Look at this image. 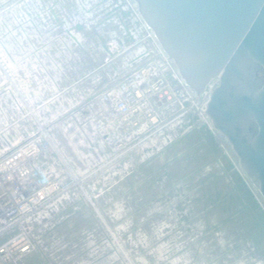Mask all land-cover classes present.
<instances>
[{
	"label": "rangeland",
	"instance_id": "1",
	"mask_svg": "<svg viewBox=\"0 0 264 264\" xmlns=\"http://www.w3.org/2000/svg\"><path fill=\"white\" fill-rule=\"evenodd\" d=\"M111 1L0 0V140L49 126L81 90L110 82L101 59L122 32L103 26ZM98 22L101 34L86 28ZM170 78V97L122 126L105 191L59 216L44 238L56 252L25 264H264V196L208 112L220 75L198 105Z\"/></svg>",
	"mask_w": 264,
	"mask_h": 264
},
{
	"label": "built area",
	"instance_id": "2",
	"mask_svg": "<svg viewBox=\"0 0 264 264\" xmlns=\"http://www.w3.org/2000/svg\"><path fill=\"white\" fill-rule=\"evenodd\" d=\"M109 7L103 26L122 29L101 59V68L112 71L110 82L95 89L103 80L98 75L93 88L81 90L79 102L49 126L39 123L37 132L0 140V264H25L37 251L54 254L45 236L59 216L88 201L90 193L105 191L104 162L119 159L122 126L170 97V77L184 85L130 1H111ZM99 24L86 27L101 34Z\"/></svg>",
	"mask_w": 264,
	"mask_h": 264
},
{
	"label": "water",
	"instance_id": "3",
	"mask_svg": "<svg viewBox=\"0 0 264 264\" xmlns=\"http://www.w3.org/2000/svg\"><path fill=\"white\" fill-rule=\"evenodd\" d=\"M129 1L197 105L216 73L227 66L239 72L238 59L247 55L264 67V0ZM222 88L211 95L208 112L264 196V86L232 110L225 105ZM233 119L242 133L254 122V136L237 140L228 133L222 122L230 125Z\"/></svg>",
	"mask_w": 264,
	"mask_h": 264
},
{
	"label": "flooded vegetation",
	"instance_id": "4",
	"mask_svg": "<svg viewBox=\"0 0 264 264\" xmlns=\"http://www.w3.org/2000/svg\"><path fill=\"white\" fill-rule=\"evenodd\" d=\"M240 54V53H239ZM252 63V66L249 67V71L248 73H245V66L241 63V61H237V67L239 70H241L240 72H236L234 71L233 69H231L230 66H227V70L224 72V70H221L219 71L218 73H216L215 75H220V84L218 85V87H216V89L214 90L217 91L219 88H221V86L223 87V98L225 100V105L227 104L228 105V108L231 109V106L232 108H236L237 106H239L241 103L242 104H245V103H248L251 98L256 95V93L260 92V90L262 89V87L264 86V78H261L259 76V74L257 73L258 72V69L260 68H263L264 67L258 63V62H254V61H251ZM240 64V65H239ZM226 66V65H225ZM259 66V67H258ZM244 68V69H243ZM244 70V71H243ZM223 71V72H222ZM229 72V73H228ZM227 73V74H226ZM247 74L246 77H244L245 75ZM250 74V75H249ZM213 75V76H215ZM256 75V76H255ZM222 77V78H221ZM251 77V79L249 78ZM257 77V78H256ZM228 79V80H227ZM249 79V81H248ZM226 80V81H225ZM251 80V81H250ZM257 80V81H256ZM247 83H246V82ZM255 81H256V84H255ZM260 81V82H259ZM262 81V82H261ZM227 82V83H226ZM222 84V85H221ZM247 84V85H246ZM263 84V85H262ZM227 86V87H226ZM246 86V87H245ZM244 87V88H243ZM247 87L249 89H247ZM254 87V90L252 89ZM260 87V88H259ZM226 89V90H225ZM229 89V91H228ZM250 93V95L252 96H249V94H247L248 92ZM242 90V91H241ZM252 90V91H251ZM254 91V92H253ZM258 91V92H257ZM228 92V93H227ZM247 92V93H246ZM241 93V94H240ZM245 95H244V94ZM225 96V97H224ZM229 98V99H228ZM234 99V101H233ZM230 100V101H228ZM238 101V102H237ZM230 102V103H229ZM238 104H237V103ZM230 104V105H229ZM233 104H235L236 107L233 106ZM237 104V105H236ZM229 110V109H228ZM232 110V109H231ZM221 122V121H220ZM223 123V126L228 127L226 128V131H228V133H232L233 132V136H235L236 139H240V138H243L244 140H246V137L248 136L249 138L254 136V134L256 133V125L253 124L254 122L252 123H249L247 125V128H245L246 130V133H242V128L240 127L239 125V122L236 121V120H231L229 124H227L226 122H222ZM238 123V124H237ZM225 124V125H224ZM236 124V126L234 125ZM239 125V126H238ZM233 129V130H232ZM232 130V131H231ZM248 130V131H247ZM241 133L244 135L243 137H241ZM248 133V134H247ZM225 135V134H224ZM240 136V137H239ZM242 140V139H240ZM238 155V154H237Z\"/></svg>",
	"mask_w": 264,
	"mask_h": 264
},
{
	"label": "bare ground",
	"instance_id": "5",
	"mask_svg": "<svg viewBox=\"0 0 264 264\" xmlns=\"http://www.w3.org/2000/svg\"><path fill=\"white\" fill-rule=\"evenodd\" d=\"M239 55H240V54H239ZM251 60H252V58H251L250 56H247V55L244 56L243 59L241 60V63L245 66V67H244L245 69L243 68V69L245 70V73H248V71H249V70H248L249 67L252 66V64H251V63H252ZM239 61H240V60H239ZM236 64H237V62H236ZM239 65H240V64H239ZM258 67H259V66H258ZM231 69H232V68H231ZM239 69H241V68H239ZM244 70H243V71H244ZM240 71H241V70H239V72H240ZM222 72H223V71H222ZM241 72H242V71H241ZM228 73H229V72H228ZM226 74H227V73H226ZM249 75H250V74H249ZM246 76H247V74H246L244 77H246ZM255 76H256V75H255ZM221 78H222V77H221ZM249 78L251 79V77H249ZM256 78H257V77H256ZM227 80H228V79H227ZM225 81H226V80H225ZM248 81H249V79H248ZM250 81H251V80H250ZM256 81H257V80H256ZM256 81H255V84H256ZM245 82H246V81H245ZM259 82H260V81H259ZM261 82H262V81H261ZM226 83H227V82H226ZM246 83H247V82H246ZM221 85H222V84H221ZM246 85H247V84H246ZM262 85H263V84H262ZM226 87H227V86H226ZM245 87H246V86H245ZM243 88H244V87H243ZM259 88H260V87H259ZM247 89H249V88L247 87ZM252 89L254 90V87H253ZM225 90H226V89H225ZM245 90H246V89H245ZM228 91H229V89H228ZM241 91H242V90H241ZM246 91H247V90H246ZM251 91H252V90H251ZM247 92H248V91H247ZM247 92H246V93H247ZM249 92H250V91H249ZM249 92H248L247 94H249V96H252V95H250ZM253 92H254V91H253ZM257 92H258V91H257ZM227 93H228V92H227ZM240 94H241V93H240ZM243 94H244V93H243ZM244 95H245V94H244ZM224 97H225V96H224ZM228 99H229V98H228ZM228 101H230V100H228ZM233 101H234V99H233ZM237 102H238V101H237ZM237 102H236V103H237ZM229 103H230V102H229ZM237 104H238V103H237ZM237 104H236V105H237ZM241 104H242V103H241ZM229 105H230V104H229ZM233 106L236 107L235 104H233ZM231 109H232V106H231ZM229 110H230V109H229ZM224 123H225V122H224ZM248 124H249V123H248ZM253 124H254V123H253ZM224 125H225V124H224ZM230 125H231V124H230ZM239 125H240V123H239ZM239 125H238V126H239ZM226 128H228V127H226ZM226 128H225V129H226ZM246 128H247V127H246ZM232 130H233V129H232ZM232 130H231V131H232ZM234 131H235V130H234ZM234 131H232L231 134H233ZM247 131H248V130H247ZM247 134H248V133H247ZM235 136H236V135H235ZM243 136H244V135H243ZM239 137H240V136H239ZM241 137H242V136H241ZM247 137H248V136H247ZM240 139H241V138H240ZM237 140H238V139H237Z\"/></svg>",
	"mask_w": 264,
	"mask_h": 264
}]
</instances>
